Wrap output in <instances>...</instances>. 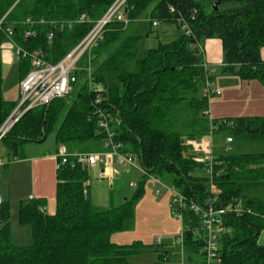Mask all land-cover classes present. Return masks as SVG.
<instances>
[{
	"label": "trees",
	"instance_id": "1",
	"mask_svg": "<svg viewBox=\"0 0 264 264\" xmlns=\"http://www.w3.org/2000/svg\"><path fill=\"white\" fill-rule=\"evenodd\" d=\"M116 0H0V129L18 106L4 97L2 51L12 28L14 41L29 51L39 50L52 63L60 61L90 31ZM126 0L128 25L113 20L104 39L92 49L93 84L85 69L66 96L47 106L25 112L6 132L1 142L17 156L19 147L43 142L55 132L58 145L89 152L108 138L101 126L102 112L110 114L115 140L124 150L140 156L146 176L168 175L172 186L188 202L204 205L217 197V204L230 209L224 216L226 230L219 235L218 254L212 264H264V152L216 154L212 178L199 157L195 143L209 133L227 132L234 141L264 144V116L209 118L205 94L208 73L198 42L216 37L222 42L224 74L259 79L264 85V0ZM171 6L176 12H171ZM197 10L195 19L191 13ZM149 11L153 21L173 22L179 35L167 43L142 49L138 21ZM190 19L193 35L178 23L179 14ZM82 15L87 20L76 22ZM42 20H44L42 22ZM73 21L72 26L68 23ZM31 31L32 35H27ZM52 35L51 40L49 36ZM89 55L82 58V67ZM21 80L32 60H19ZM99 100L97 103L96 101ZM116 119L120 123L116 122ZM203 169L205 174H199ZM89 170L86 165L57 168V209L49 213L45 198L21 201L19 219L32 228L33 243L12 242L11 210L0 204V264H128L147 245L141 240L118 244L114 233L124 231L135 217V203L143 195V183L132 199L108 208L87 201ZM216 189L218 190L216 192ZM242 208L238 214L235 206ZM184 247L194 264V254L205 256L200 215L184 210ZM198 226L199 231L195 233ZM161 252L160 261L167 257Z\"/></svg>",
	"mask_w": 264,
	"mask_h": 264
},
{
	"label": "rangeland",
	"instance_id": "2",
	"mask_svg": "<svg viewBox=\"0 0 264 264\" xmlns=\"http://www.w3.org/2000/svg\"><path fill=\"white\" fill-rule=\"evenodd\" d=\"M138 25L142 35L140 44L142 49L156 47L160 43H167L176 39L179 35L176 30V24L173 22H160L158 26H153L151 24L149 11L144 12L139 19ZM12 53L13 51L9 48H4L2 51L4 97L10 101H18L20 99L22 78L20 63L13 57ZM211 70H213L214 75L213 89H215V93L209 98V118H213V116H215L214 118H220L222 115L216 116V112L217 110L224 109L226 112L224 117L229 118L231 122V118L239 115L230 114L229 110L249 112L254 105H258L261 109H264V85L259 79L247 80L234 74H224L222 66L218 64L211 66ZM215 105H217V109ZM217 114L219 113L217 112ZM227 136V132L214 134L213 150L216 154L264 152V144L250 141L240 142L239 140H233L231 143H228ZM210 138L211 137H208V141ZM27 145H21L19 147V154L17 157H21L29 151L30 153L47 154L52 156L49 161L55 159L56 165H59L60 159L56 155L59 145L55 139V132L50 133L43 142ZM28 147H31L30 150H27ZM4 148H6V152L3 151ZM78 150L79 149H75L74 151ZM87 150L89 152L102 151L104 148L100 147L97 143H93ZM202 154L203 152L200 151L199 156L201 158L203 156ZM14 155L15 154L11 153L6 147L4 142H0V158L4 161L3 165L10 163V160L14 161ZM133 157L135 161L132 163L120 164L116 162V173L114 178L116 184L114 186L111 185L110 179L100 176L97 169L89 170L91 200L98 208H108L112 204V201H114L113 205H121L127 199H132L139 185L143 183L144 193L135 203V217L128 223L127 229L121 232L119 236L122 240H125L124 243L127 244L136 240L144 242L148 249L141 254V258H150L152 254H156V258H158V253L162 252L166 246L158 244V240L161 239L170 245L169 240L181 236L182 233V220L173 213L172 208V205L179 198V192L172 188L171 179L168 175L160 177L146 176L143 171L140 156L133 153ZM10 168L11 165L0 166V197L4 202H8L10 205L11 240L14 244L19 246L31 245L33 243L32 228L28 224H22L19 219L21 200H26L28 198H45V208L47 212L55 213L57 209V177H54V180L49 182L44 179L42 181V179L39 178L36 188L39 192L44 190L47 195L29 197L27 192H31L35 189L30 180V176H28L27 181L23 185H20L17 180L13 179L15 178L13 169L11 170V174L8 172ZM127 170L130 171L127 172ZM197 172L199 174H205L203 169H197ZM46 173H48V171ZM130 182H135L136 186L131 187ZM158 191H160V193H158ZM217 191L216 189V192ZM19 193L24 195H20ZM24 229H27L29 234L26 235ZM167 248L169 250L171 249L174 254H172L174 263L181 264L182 259L179 256L181 250L176 247ZM196 258V264H204L202 255H198Z\"/></svg>",
	"mask_w": 264,
	"mask_h": 264
},
{
	"label": "built area",
	"instance_id": "3",
	"mask_svg": "<svg viewBox=\"0 0 264 264\" xmlns=\"http://www.w3.org/2000/svg\"><path fill=\"white\" fill-rule=\"evenodd\" d=\"M125 3L126 0H116L102 17L93 21V26L88 34L67 55L56 63L47 61L39 50L29 51L17 44L13 39L12 28L7 29V45L12 49L13 55L18 61L23 58H30L32 60V68L27 76L21 81L18 106L0 129V142L6 132L25 112L37 106H47L56 98L66 97L73 90V87L78 80L77 72L82 68L86 70L94 90L99 93L101 92L102 88L99 87V85L95 86L92 82L94 60L92 49L104 39L107 25L111 21L118 20L128 25L130 19L125 12ZM170 9L171 12H176L174 6H171ZM196 14L197 10H193L191 13V19H195ZM2 20H0V27ZM86 20V15H82L75 21L84 22ZM43 21L44 20H42V22ZM189 21L190 19L187 16L181 13L179 14L178 23L181 26V30L188 36H191L193 35V30ZM158 23L159 22L156 20L153 21L154 25H157ZM68 24L72 26L73 21H70ZM27 35H32V32H27ZM51 38L52 35L49 36L50 40ZM196 45L204 56L202 43L198 42ZM86 54L89 56L86 65L82 67L81 61ZM214 93L215 89H213L212 82L207 81L205 94L210 98ZM96 102L98 103L99 100ZM101 115V126L106 129L108 133V138L103 145L104 150L97 152H71L65 145H61L57 152V156L60 158V164L71 165L72 167L76 165L92 166L102 164L108 173H112L115 171L113 168L115 162L126 164L135 161L133 153L125 151L124 144L121 141L115 140V131L110 122V114L102 112ZM116 122L120 123L118 119H116ZM214 129L213 122H211L209 133L197 141V144L200 143L198 150L200 149L203 152L201 160L208 165V172L212 178V190H214V165L217 163L213 150ZM208 137H211L209 141ZM203 139L207 142L206 146H202L201 144ZM232 141L233 138L228 136L227 142L231 143ZM130 185L136 186V183L131 182ZM1 202L2 199L0 197V204ZM175 203L173 204L174 213L180 218L183 217L184 210L188 208L192 209L197 215H200L203 229L202 238L204 240L203 249L205 252V264H212L218 254L219 235L226 230V227L224 226V216L230 211V209L228 210L217 204V197L210 198L204 205L196 202L188 204L186 197L180 192L179 198ZM234 210L238 214L242 213V208L238 205L234 207ZM179 240L181 243L183 242V235ZM158 243H161L160 239L158 240Z\"/></svg>",
	"mask_w": 264,
	"mask_h": 264
},
{
	"label": "crops",
	"instance_id": "4",
	"mask_svg": "<svg viewBox=\"0 0 264 264\" xmlns=\"http://www.w3.org/2000/svg\"><path fill=\"white\" fill-rule=\"evenodd\" d=\"M138 24H139V21H138ZM159 24H160V22L157 25H154V24H152V25L153 26H158ZM175 26H176V30L178 31V26L177 25H175ZM178 34H179V32H178ZM202 47L204 49V59H205L206 68L208 70V73H211L213 75V70H211V66H213L214 64H218V65L222 66V62H223V59H224V52H223L222 42H221V40L219 38H216V37L207 38L204 41H202ZM4 48L11 49L7 45V43L4 45ZM11 51H12V49H11ZM262 55H263V58H264V49L262 51ZM13 57L16 59V57L14 55H13ZM212 84H214V80L212 81ZM221 94H223V93H221ZM215 107L217 109V105H215ZM251 109L252 110H250L249 112L248 111L247 112H241V110H236V111L229 110V113L230 114H234V115H239V116H248V115L264 116V109H261L260 106L254 105L253 108H251ZM208 112L210 113V109H209ZM217 112L219 114H217ZM217 112H216V116L222 115L220 118H223L224 115H226L225 114L226 112L224 111V109L217 110ZM209 113H208V115H209ZM214 117L215 116H213V118ZM235 117H238V116H235ZM224 118H226V117H224ZM203 137H205V136H203ZM203 137H201V138H203ZM32 143L33 142H29V143H26L24 145L26 146L27 144H32ZM38 143L39 142H37V144ZM206 143L207 142H205V139H203V142L201 144H202V146H206ZM103 145H102V147H103ZM194 145H195V149L198 150V148L200 146V143L197 144V142H196ZM27 146H31V145H27ZM60 146L61 145H59L58 147H60ZM30 148L31 147H28L27 150L28 149L30 150ZM3 151L6 152V148H4ZM78 151H80V150H78ZM198 151L200 152L201 150L199 149ZM83 152H85V151H83ZM93 152H97V151H93ZM26 153L27 154H25V155H23L21 157L20 156H18V157L14 156V158H15L14 161L10 160L9 161L10 163L5 164L6 166H10L11 165V168L8 170V172L11 174V170L13 169V174H14V177H15L13 179L17 180V182L20 185H23L27 181L28 176H30V180L32 181V184H33L35 189L33 191H31V192H27L28 193L27 195L29 197H37L38 195H47L44 190L42 192H39L38 189L36 188V184L39 182V178H41L42 181L44 179V180L49 182V181H53L54 177L55 178L57 177V168H58V166L56 165L55 159L53 161H49L50 157H52V156H49L47 154L30 153V151L26 152ZM199 158L201 159V157H199ZM0 161H1L0 162V166H5V165H3V163H4L3 159L0 158ZM59 163H60V160H59ZM115 164H116V162H115ZM115 164L113 166L114 170H115ZM87 167H88V170L97 169L100 176H102L103 178L110 179L111 185L114 186L116 184V182L114 181L115 180L114 178H115L116 170L114 172H112V173H108V171L105 170V168H104V166L102 164H97V165H92V166H87ZM47 171H48V173H46ZM129 171H127V172H129ZM88 184H89V181H88ZM89 187H90V185H89ZM131 187H134V186H131ZM172 188H174V187L172 186ZM158 193H160V191H158ZM19 194L20 195H24V194H21V193H19ZM23 197H25V196H23ZM113 203H114V201H112V204L110 206H112ZM172 208H173V205H172ZM173 213H174V208H173ZM180 219L182 220V233H181V236L183 235V242L182 243L180 242L179 239H180L181 236H178L177 238L175 237L173 240L172 239L169 240L170 245L167 244L165 241H163L161 239H160L161 243H158L160 245H166L165 249L162 250V252L165 253V255H166L164 257H167L165 260L160 261L161 252L158 253V258H156V254H154V255L152 254V256L150 258H145V257L141 258V254L143 252H146V250L148 249V248H145L138 256L133 257L132 262L128 263V264H175L174 261H173V255L174 254L172 253L171 249L169 250L167 247H176L179 250H181L179 252V256L182 259L181 260V264H190V262H189L190 255H189V253L187 252V250L184 247V244H185V230H186V227H185V225L183 223L184 214H183V217L180 218ZM198 231H199V228L197 226L195 228V233H197ZM121 232H123V231L114 233L113 236H112V240L114 242L118 243V244H127V243H124L125 240H122L121 237L119 236V234ZM24 233L27 235V234H29V231H27V229H24ZM259 241L264 244V230L260 234ZM198 255H200V254H194L193 255V258H194V262L193 263L194 264L197 263V258L196 257ZM202 256L204 258V264H205V256L204 255H202Z\"/></svg>",
	"mask_w": 264,
	"mask_h": 264
},
{
	"label": "water",
	"instance_id": "5",
	"mask_svg": "<svg viewBox=\"0 0 264 264\" xmlns=\"http://www.w3.org/2000/svg\"><path fill=\"white\" fill-rule=\"evenodd\" d=\"M220 3H221V0L218 1V2H215V3H214V9H215V11H218V10H219V5H220ZM86 198H87V201H88V202H91V195H90V192H87V193H86Z\"/></svg>",
	"mask_w": 264,
	"mask_h": 264
}]
</instances>
